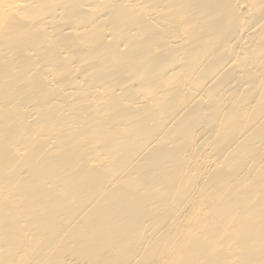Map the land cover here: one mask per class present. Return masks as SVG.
Returning a JSON list of instances; mask_svg holds the SVG:
<instances>
[{
  "label": "bare ground",
  "instance_id": "1",
  "mask_svg": "<svg viewBox=\"0 0 264 264\" xmlns=\"http://www.w3.org/2000/svg\"><path fill=\"white\" fill-rule=\"evenodd\" d=\"M0 264H264V0H0Z\"/></svg>",
  "mask_w": 264,
  "mask_h": 264
}]
</instances>
